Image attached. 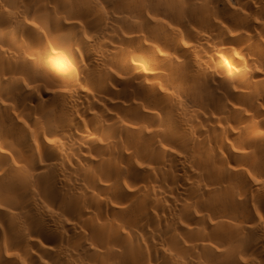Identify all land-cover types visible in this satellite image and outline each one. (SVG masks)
<instances>
[{
  "label": "bare ground",
  "instance_id": "1",
  "mask_svg": "<svg viewBox=\"0 0 264 264\" xmlns=\"http://www.w3.org/2000/svg\"><path fill=\"white\" fill-rule=\"evenodd\" d=\"M262 113L264 0H0V264H264Z\"/></svg>",
  "mask_w": 264,
  "mask_h": 264
},
{
  "label": "snow or ice",
  "instance_id": "2",
  "mask_svg": "<svg viewBox=\"0 0 264 264\" xmlns=\"http://www.w3.org/2000/svg\"><path fill=\"white\" fill-rule=\"evenodd\" d=\"M262 115H264V113H262ZM48 143H49V144H53V143H55V141H51V140H50V141H48ZM262 174H264V172H262Z\"/></svg>",
  "mask_w": 264,
  "mask_h": 264
}]
</instances>
